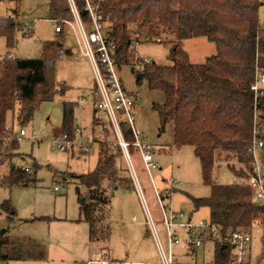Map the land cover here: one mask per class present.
Returning a JSON list of instances; mask_svg holds the SVG:
<instances>
[{
    "label": "trees",
    "instance_id": "obj_1",
    "mask_svg": "<svg viewBox=\"0 0 264 264\" xmlns=\"http://www.w3.org/2000/svg\"><path fill=\"white\" fill-rule=\"evenodd\" d=\"M75 1L81 18L87 21L89 14L84 0ZM262 3L263 0H102L100 11L109 19V32L116 41L121 63L135 62L132 36L136 32L141 33L139 41L167 40L172 44L168 55L170 64L147 62L132 67L136 83L146 82L149 89L164 94V101L152 106L158 113L161 129L173 122L174 144L194 147L203 183L210 188L208 196L188 194L194 207L207 208L209 219L224 232L253 231L259 225L262 230L259 262L264 263V202L255 200L254 191L245 182L253 162L249 152L254 112L251 85L258 71H264V27L259 19ZM50 8L53 19H74L68 0H51ZM25 25L19 19V10L14 15L0 17V35L6 38L8 49L15 47L17 30L31 33L25 30ZM196 37H206L216 45V52L203 63H192L183 45L186 39ZM57 51L50 44L45 55L39 58L12 56L10 52L1 58L0 166L7 165L9 171L0 184L5 187L36 182L33 173L38 164L35 161L29 164L30 171L14 164V158L22 156L18 152L21 138L8 125V115L11 113L22 128L33 119L42 101L65 93L66 85L55 78ZM77 106L76 101H63L60 135L68 140L77 136ZM121 128L124 139L132 143L133 133L123 120ZM128 150L132 161L139 156L133 145ZM123 154L119 144L111 146L100 141L95 170L77 176L88 189L87 197L78 193L79 220L88 223L89 239L93 243H107L109 239L113 191L135 188L130 170L118 162ZM220 160L227 162L236 182L215 180L214 172ZM1 208L10 211L9 200ZM216 251L217 263L228 260L229 245L218 242ZM44 255L41 242L0 230L1 260H37Z\"/></svg>",
    "mask_w": 264,
    "mask_h": 264
},
{
    "label": "rangeland",
    "instance_id": "obj_2",
    "mask_svg": "<svg viewBox=\"0 0 264 264\" xmlns=\"http://www.w3.org/2000/svg\"><path fill=\"white\" fill-rule=\"evenodd\" d=\"M50 3L51 0H0V17L14 15L15 10H19V19L26 24L25 30H31L27 34L24 30H17L16 44L11 49L7 47L6 38L0 35V61L9 52L17 57L39 58L45 55L46 46L53 44L58 50L55 78L67 87L63 95L42 101L33 119L22 128L11 113L8 115V125L13 130L18 133L20 129L25 131L18 150L22 156L15 157L14 164L24 167L35 161L38 167L33 173L35 183L13 185L10 188L0 184V230H8V234L14 237H27L41 242L45 247V255L37 260L0 259V264H88L89 260L110 257L106 248L90 243L87 236L88 225L79 220L81 214L78 193L87 197L88 189L79 182L77 176L95 170L100 141L113 146L117 142V135L108 112L96 111L94 107V101L101 96L92 64L79 48L76 30L71 25L64 24L63 32L56 33ZM259 19L264 27V0L259 8ZM184 42L192 63H203L216 52V45L206 37L190 38ZM171 47L172 44L167 40L149 42L141 39L134 53L142 61L170 64L168 55ZM132 67V64L121 66L120 76L135 101V127L154 147L159 165L153 171L156 184L158 188L164 189L178 179L171 198L173 205L192 212L196 218L208 219L207 208L196 209L188 197V194L203 197L210 193L209 186L203 183L201 165L194 147H178L174 144L173 122L161 129L158 113L152 106L153 103H162L164 94L149 89L146 82L138 85ZM139 99L141 103L138 102ZM64 100L78 102L75 118L82 131L77 132L76 141L92 138L93 143L87 151L79 143H75L73 149L67 151L52 148L53 139L61 134ZM118 162L122 167H128L133 177L125 154ZM133 164L139 186L134 182V189L117 188L113 191L107 248L111 251V256L117 258L161 262L157 240L145 223L146 209H149L161 241L166 246L159 204L139 156L133 158ZM219 164L214 172L215 180L230 183L234 177L227 162L220 160ZM8 171L7 165L0 166V182ZM56 186L59 188L55 189ZM5 200L10 202V211H3L1 208ZM261 234V227L256 224L252 231L250 264H264L259 262ZM208 245L211 246V252L205 255L206 260L213 259L214 256L212 244H207V247ZM175 251L183 256L182 246ZM198 252L203 255L205 247H200Z\"/></svg>",
    "mask_w": 264,
    "mask_h": 264
},
{
    "label": "built area",
    "instance_id": "obj_3",
    "mask_svg": "<svg viewBox=\"0 0 264 264\" xmlns=\"http://www.w3.org/2000/svg\"><path fill=\"white\" fill-rule=\"evenodd\" d=\"M102 0H84L85 10L89 14V19L84 21L77 9L75 0H68L72 9L73 20L54 19L55 31L63 32V25L69 24L77 34L78 45L82 53L90 60L98 86V93L101 98L94 101L96 110L107 111L113 130L117 135V142L123 150V153L130 162V168L133 172L134 182H139L135 173L134 164L130 156L128 147L133 145L137 148L139 158L143 164L144 170L153 184V189L157 202L161 223L165 228L166 246L162 243L155 221L149 209H146V224L150 232L154 234L161 257V262L132 261L127 259L113 260L111 258H100L89 261L88 264H248L251 258L252 249V231L245 229H235L224 232L221 226L212 222L209 218L193 219L188 212L176 208L171 200L172 188L178 184V179L173 180L171 185L164 189L158 188L153 177V171L158 169V164L154 157V147L145 140L135 127L134 98L125 88L123 79L120 76L121 66L127 63L119 62L117 58V44L114 37L110 34L108 28V17L100 11ZM141 37L140 32L132 36V47L137 46ZM134 48V47H133ZM134 48V49H135ZM148 61H142L135 54V62L129 63L133 66L142 65ZM254 93V112H253V133L252 143L249 152L253 155L252 171L246 179V185L249 186L255 195V200L264 202V164L262 162L264 149V71H258L256 80L251 85ZM125 121L131 129L134 141L127 142L123 137L121 121ZM77 132L81 133L80 129ZM25 135L24 129L19 136ZM75 143H79L87 150L93 143V139L86 137L83 141L76 138L68 140L65 135H59L52 141V148L60 151H67ZM26 171H30V166H24ZM237 179L233 178L232 182ZM59 187L56 186L55 189ZM136 220V217H133ZM218 242L230 246L228 260L217 263L216 244ZM207 244L213 246V259L206 260L203 255H199L198 249L202 246L205 251ZM182 246L183 256L176 253V248ZM215 246V247H214ZM182 257L185 258L182 259Z\"/></svg>",
    "mask_w": 264,
    "mask_h": 264
},
{
    "label": "crops",
    "instance_id": "obj_4",
    "mask_svg": "<svg viewBox=\"0 0 264 264\" xmlns=\"http://www.w3.org/2000/svg\"><path fill=\"white\" fill-rule=\"evenodd\" d=\"M57 33V32H56ZM62 33V32H61ZM61 33H57V34H61ZM187 40V39H186ZM185 44V42H183V45ZM188 52V51H187ZM9 54H11L12 56H14V54L12 53V52H10ZM188 55H189V53H188ZM189 59H190V56H189ZM138 102H142L141 101V99H139L138 100ZM95 107V106H94ZM96 109V108H95ZM94 109V110H95ZM96 111H98V110H96ZM76 122H77V120H76ZM77 124L79 125V123L77 122ZM78 128L80 129V131H82L81 130V128H80V126H78ZM74 146V145H73ZM73 146L71 147L72 149H73ZM90 148V147H89ZM88 148V149H89ZM84 149V148H83ZM87 149V150H88ZM85 150V149H84ZM87 150H85V151H87ZM154 157H155V153H154ZM155 161L157 162V160H156V158H155ZM157 164H158V162H157ZM159 166V165H158ZM154 180H155V178H154ZM162 180L163 181H166V179L165 178H162ZM155 183H156V181H155ZM167 187V186H166ZM165 188V187H164ZM173 196V195H172ZM172 198V197H171ZM208 210V209H207ZM189 213V215L193 218V219H200V218H196L195 216H194V214L192 213V212H188ZM208 213H209V211H208ZM209 218V217H208ZM145 223H146V221H145ZM87 225H88V223H87ZM149 233V232H148ZM87 236H88V239H89V226H88V232H87ZM89 241H90V239H89ZM90 243L91 244H93V245H99V246H103L104 248H106V250L108 251V255L110 256L109 258H111V259H113V260H121L122 258H117V257H115V256H111V251L107 248V244L106 243H93V242H91L90 241ZM215 247V246H214ZM212 248H213V246H212ZM206 249H211V246L209 247V245H208V247L206 246ZM102 253V252H101ZM207 253H209V251H205L204 253H203V256L205 257V255L207 254ZM185 260V259H184ZM89 261H91V260H89ZM88 261V262H89ZM146 262V261H145ZM147 262H151V261H147Z\"/></svg>",
    "mask_w": 264,
    "mask_h": 264
},
{
    "label": "water",
    "instance_id": "obj_5",
    "mask_svg": "<svg viewBox=\"0 0 264 264\" xmlns=\"http://www.w3.org/2000/svg\"><path fill=\"white\" fill-rule=\"evenodd\" d=\"M2 232L5 231V230H1Z\"/></svg>",
    "mask_w": 264,
    "mask_h": 264
}]
</instances>
